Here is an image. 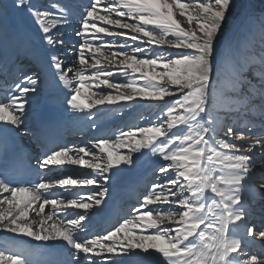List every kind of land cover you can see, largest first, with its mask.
I'll return each instance as SVG.
<instances>
[{"label":"snow or ice","instance_id":"obj_1","mask_svg":"<svg viewBox=\"0 0 264 264\" xmlns=\"http://www.w3.org/2000/svg\"><path fill=\"white\" fill-rule=\"evenodd\" d=\"M233 7V0H49L42 7L0 0V32L13 29V10L27 13L45 52L60 51L65 26L74 27L79 40L71 59L78 67H66L57 55H32L55 69L69 90L66 110L75 117L91 120L93 109L119 111L112 106L134 101L162 102L153 123L120 131L115 140L49 145L42 133L37 181L20 182L14 173L31 169L33 158L10 151L4 134L27 127L40 80L25 73L9 83L8 70L0 101V264H34L39 249L58 250L66 257L62 264H264V254L248 250L264 241V226L250 223L252 204L264 199V173L256 165L264 160V57L249 61L225 38ZM242 24L264 34V15L249 12ZM87 54L96 69L91 73ZM117 74L122 81L112 79ZM101 86L114 91L89 94ZM63 165L91 171L51 179L53 166ZM146 165L158 179L130 215L105 227L111 191ZM37 204L38 216L51 205L39 222L28 215ZM61 213L64 218L53 221ZM20 237L45 243L19 248L27 243Z\"/></svg>","mask_w":264,"mask_h":264},{"label":"bare ground","instance_id":"obj_2","mask_svg":"<svg viewBox=\"0 0 264 264\" xmlns=\"http://www.w3.org/2000/svg\"><path fill=\"white\" fill-rule=\"evenodd\" d=\"M39 1L40 0H33L34 3H37L38 6H41V5H39ZM8 2H10L12 4V0H8ZM48 3H49V0H47L46 3L42 6H45ZM10 18H8V22L11 25H13V29L10 31H6V32H8L9 38L6 37L5 31L0 32V69L4 70V71L0 72V75L2 74V78H0V101L6 100V95L3 94L4 96L1 97V94L3 93L2 92V89H3L2 85L4 82V77L6 75H8V70H11V76H12L11 78H13L15 76L14 73H15V71L18 70V65L20 64V62L22 60L25 59V60H27L26 62H30V58L34 60L33 55H32L33 51L39 52L41 54H46L48 56L57 55L60 59H62L64 61V64L66 67H73L74 69L76 67H78V61L76 63H73V61L71 59L72 45L75 44L77 40H79V37L75 36L74 27L65 26V28L63 30L61 38L66 41L65 44L67 45V47L61 48L60 51L49 48L47 50V52H45V48H44L43 43L40 44L36 39H33L34 35H36L35 30L36 29L38 30V27L34 24V22L27 15V13L16 12L15 10H13L12 17H10ZM97 23H99V21H97ZM26 29H27V31H30V32L32 31V32L26 33ZM109 29L111 30V28H109ZM39 38H40V35H39ZM109 38H112V37H107V39H109ZM64 49L68 50L69 54L67 56L65 55ZM87 55L89 56V60H91L90 59L91 55H89V54H87ZM15 56H17L19 59L15 60V63L17 62L16 64H11L14 62L12 60ZM21 64H24V63H21ZM40 65H41L40 66L41 69L39 70L38 74L34 72L35 70L32 71V73L34 72L33 75L39 76V80H40L39 89L40 90H39L38 95H36L34 100L32 101V107H31V110L29 113V118L27 121V127L24 128L25 129L24 131L22 129L21 130L17 129L15 132H12L16 136H18V140H21L22 142L27 144L29 150L35 151V153L37 154V157L42 155V152H41V150L37 144V140H36L38 137V134L35 131L36 126L38 125V123H37L38 115L41 111V106L44 103H46V101H45L46 98L53 93L54 84H55L54 81L52 80L53 71L55 72V69L52 68L51 66H49V64L46 62L43 64H40ZM29 67L23 66V69H21L20 75L23 76L25 73L23 74L22 70H27V69H29ZM30 69H32V68H30ZM94 71H96V69L92 68L91 65L89 64V73L94 72ZM26 74H28V73L26 72ZM69 75H71V73ZM10 83H11V81H10ZM102 90L108 91L110 89H106L104 86H101V88L92 87L89 91V94H91V92H99ZM64 91H65V94L67 97V95L69 94V90L64 87ZM86 91H87V89H86ZM112 91H114V90H112ZM92 111L97 112V109H93ZM67 113H68V118H67L66 122L68 123V125L66 127V130H68V131L75 132L78 130H82V128H85V130H87L88 132H94V139L95 140L96 139H111L112 140L113 136L117 132V129H115V128H113V129L108 128L109 123L106 119L101 120L98 117L94 116L91 120H89L87 118V116H84L83 114H81L80 118H77V117L73 116V114L71 112L67 111ZM93 124L95 125V127H93ZM102 134H104V135H102ZM88 136L89 135H87L86 137H88ZM27 140H30V141H27ZM63 166H65V165H63ZM149 167H151V166L146 165L143 167L134 168L133 170L129 171V173H128L129 176H125V177L123 176L122 179L119 181V185H118L119 187L117 188V186H116L115 188L117 190L116 189H114V190H115L116 196H120V198L123 197L122 198L123 202H124L123 206L126 205L127 207H129V205L132 202L133 203H135V202L139 203L140 202L141 193L144 194V191H146L147 186H149V184L147 183V179L145 178L144 181L142 179V177L144 175H146V174L148 176L150 175L151 170L149 169ZM73 172H76V170L72 171V173ZM77 172L82 173L83 169L79 168V169H77ZM133 172H135V173L133 174ZM127 177H130V179H129L130 183L125 181V179L127 180ZM132 182H134V185L132 187L129 186V189H128V186L126 183L131 184ZM125 186H127V189L123 190ZM6 195H7V193L5 194V196ZM132 200H135V201H132ZM115 205H117L116 202L112 201V203H111V205L107 211H112L113 207ZM120 208H121V203H120ZM114 210L115 211H113V212L116 213L117 206L114 207ZM50 211H51V205L45 207L44 212L41 214L42 217L47 216L50 213ZM30 218H29V220H32ZM34 221L39 222L38 219H36ZM53 221H56L54 216H53ZM53 221H49L48 223L51 224ZM34 228H35V225H34ZM2 235L3 234H0V236H2ZM19 240L20 241H27V243H24L23 248H27L28 245L31 243H42V244L45 243V242L32 241L31 238H28V237H20ZM47 243L51 244L53 242H47ZM0 246L3 247L2 244H0Z\"/></svg>","mask_w":264,"mask_h":264},{"label":"rangeland","instance_id":"obj_3","mask_svg":"<svg viewBox=\"0 0 264 264\" xmlns=\"http://www.w3.org/2000/svg\"><path fill=\"white\" fill-rule=\"evenodd\" d=\"M46 1L47 0H40L39 1V5H41V6L44 5L46 3ZM5 2H6L7 5L9 4L8 5L9 7L11 6V3L8 2V0H5ZM233 3H234V7L232 9H230L229 16H228V18L226 19V22H225V27H224L225 38L227 40L234 41L236 43V45L242 49V56L245 57L246 59H248L249 61L258 60L259 58L264 57V34H262L260 32L259 28H254V27L242 24V21L244 20L245 15L247 13H249V12L252 13L257 18H259L261 15H264V0H233ZM246 3H248V5H249V10L244 15L243 14V9H244V6H245ZM10 17H12V15L9 16V18ZM239 17H240V19L238 20ZM177 19L182 21L183 26L187 27V24L183 22V18L182 17L177 16ZM132 22H134V21H132ZM103 26L111 28V26H109V25H103ZM117 31H124V30H117ZM5 33L4 34L6 35V37L9 38L8 32L5 31ZM26 33H30V31H27V29H26ZM99 35H103V34H99ZM105 39L106 40H110V39H113V38L107 39V37H106ZM118 39H126V37H119ZM96 43H99V41H97ZM133 43H139V42L137 41V42H133ZM65 47H67L66 44L61 46V48H65ZM89 55H91V54H89ZM24 61L26 62L27 60H25V59L22 60L20 62V64L24 63ZM92 63H94V61L89 60V64L91 65ZM30 68H32V69H30ZM33 70H35V69L30 65L29 69L22 70V73L24 74V73L27 72L29 74ZM39 70L40 69H38V71ZM108 70L115 71V67L113 66V67L109 68ZM227 71H229V69H228V67H225V72H227ZM18 72H20V74H21V70H19V67H18ZM6 76H8V75H6ZM11 77H12L11 75L8 77V82L9 83H10L11 79H13ZM19 77H21V75H19ZM0 78H2V77H0ZM112 79L113 80L119 79V80L122 81L123 77L119 76L117 74V75H114L112 77ZM108 91H112V90H108ZM166 99H174V98H166ZM122 103H124V102H122ZM161 103L162 102H157V101H140L139 104H137V102L134 101V102H132V107H123V108H121L120 105H115V106H112V107H114L116 109H119V111H111V112H108V111H99L98 112L97 111V112H95L96 113L95 116L98 117L101 120L106 119L108 121V123L111 122L112 124H115V127L114 126L110 127L111 129L116 128V127L120 128L122 126H126V128H127L128 124L131 121H134V127H144V126L150 125L151 123H153V121L156 120V117H157V114H158V111H159L157 105H159ZM99 107L107 108L108 106H99ZM133 113L137 117L136 116H132V119L130 120L129 117ZM240 123H241V126H243L244 122L241 121ZM19 130H21V129H19ZM22 130L24 131L25 129L22 128ZM82 130H85V128H82ZM121 130H124V128L121 129ZM257 130H259V128H254L253 132H256ZM124 131H126V130H124ZM118 134H115L113 136L112 140H115ZM87 135H88V133H87ZM102 135H104V134H102ZM121 151H126V149H124V150L122 149ZM256 165H257V171L261 172V173H264V160L258 158L257 161H256ZM65 166L67 168H69V169L71 168V171H70L71 172V176H74V178L78 177V175L76 173H78L77 169H79L80 166H78V165H65ZM61 167H63V166H61ZM149 169L151 170L150 171V175L151 176L153 175L151 180H150V182L151 183L156 182L158 177L153 174L151 167H149ZM74 170H76V172L72 173V171H74ZM86 170H90V169H86ZM86 170L83 169V172L86 171ZM128 173H126L124 175V177L125 176H129ZM134 173L135 172H133V174ZM129 179H130V177H127V180L125 179V181L130 183ZM128 183H126V184L128 186V189H129L130 184H128ZM118 187L119 186H117V188ZM256 188H259V181H257ZM114 189H116V188L114 187ZM114 189L111 191L110 194L113 193V196L116 197ZM60 191L62 192L63 189H61ZM69 191L75 192L76 189H70ZM64 192H68V191L64 190ZM5 194L6 193H4L3 195H5ZM122 198H120V200H122V202H120L121 203V208L125 209L127 211V209L129 207H127L126 205L123 206L124 202H123ZM133 204H136V202L133 203ZM118 206L120 207V205H118ZM5 207H7V206L5 205ZM152 207H156V206H152ZM163 207L166 208L168 206L165 205ZM38 208H39V204L35 205L34 209L29 211L28 215H29V218L31 217L30 219H32V220L38 219L39 221L42 219V215L38 216L36 214L35 209H38ZM255 214H258V215H255ZM65 215H66L65 213H61V214H58V215L54 216V218L58 222V220L64 218ZM263 222H264V199H256L255 202L251 206L250 223L252 225H254L256 228H260L262 225L264 226ZM259 223H262V224H259ZM148 231L149 232H154L156 230L155 229H148ZM121 235L123 236L124 234H121ZM262 242H264V241L255 240L254 243L249 244V246H248L249 252L250 253H255L257 255L264 254V243H262ZM108 243H111V242H108ZM260 244H261V246H260Z\"/></svg>","mask_w":264,"mask_h":264},{"label":"water","instance_id":"obj_4","mask_svg":"<svg viewBox=\"0 0 264 264\" xmlns=\"http://www.w3.org/2000/svg\"><path fill=\"white\" fill-rule=\"evenodd\" d=\"M248 9V4L246 3L245 6H244V9H243V14L246 13ZM240 19V17L238 18V20Z\"/></svg>","mask_w":264,"mask_h":264}]
</instances>
